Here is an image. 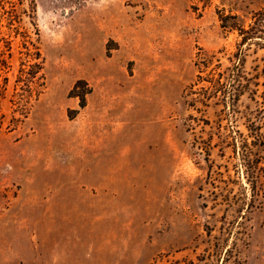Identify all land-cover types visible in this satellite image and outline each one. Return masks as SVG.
<instances>
[{
  "label": "rangeland",
  "instance_id": "1",
  "mask_svg": "<svg viewBox=\"0 0 264 264\" xmlns=\"http://www.w3.org/2000/svg\"><path fill=\"white\" fill-rule=\"evenodd\" d=\"M261 8L0 0V264H264Z\"/></svg>",
  "mask_w": 264,
  "mask_h": 264
},
{
  "label": "trees",
  "instance_id": "2",
  "mask_svg": "<svg viewBox=\"0 0 264 264\" xmlns=\"http://www.w3.org/2000/svg\"><path fill=\"white\" fill-rule=\"evenodd\" d=\"M220 22V28L226 32H237L240 42L238 44L237 53L233 56L236 59V63L233 64V69L237 71L239 69L240 61L242 60L243 47L250 45V42H258L264 45V8L252 13L251 23L245 28L243 24L239 23V19L236 15H223L218 16ZM219 79L214 83L222 87L220 83L222 74L218 73ZM30 78H35V75H30ZM91 92L88 84L85 81H77L73 86L71 94L73 97H77L80 100V107L85 106V96Z\"/></svg>",
  "mask_w": 264,
  "mask_h": 264
}]
</instances>
